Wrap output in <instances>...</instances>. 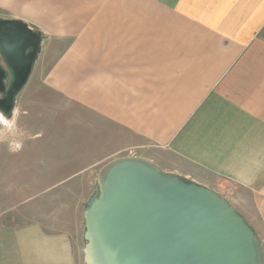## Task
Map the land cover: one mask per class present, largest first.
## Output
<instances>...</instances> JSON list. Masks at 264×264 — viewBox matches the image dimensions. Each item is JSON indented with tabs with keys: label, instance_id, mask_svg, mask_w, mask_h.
<instances>
[{
	"label": "crops",
	"instance_id": "1",
	"mask_svg": "<svg viewBox=\"0 0 264 264\" xmlns=\"http://www.w3.org/2000/svg\"><path fill=\"white\" fill-rule=\"evenodd\" d=\"M0 12L58 48L37 83L69 119L57 147L83 164L50 189L89 195L99 165L145 157L226 198L264 245V0H0ZM83 233L82 215L0 219V264H84Z\"/></svg>",
	"mask_w": 264,
	"mask_h": 264
},
{
	"label": "water",
	"instance_id": "2",
	"mask_svg": "<svg viewBox=\"0 0 264 264\" xmlns=\"http://www.w3.org/2000/svg\"><path fill=\"white\" fill-rule=\"evenodd\" d=\"M44 37L0 20V115L11 118ZM84 264H264V245L230 202L141 156L104 164L82 212Z\"/></svg>",
	"mask_w": 264,
	"mask_h": 264
},
{
	"label": "rangeland",
	"instance_id": "3",
	"mask_svg": "<svg viewBox=\"0 0 264 264\" xmlns=\"http://www.w3.org/2000/svg\"><path fill=\"white\" fill-rule=\"evenodd\" d=\"M8 17L0 12V20ZM43 42L33 78L19 93L12 117L0 115V219L11 225L36 220L80 221L96 187L89 195L69 197H60L50 189L83 162L69 149L57 147L58 141L69 139L60 137L65 132L59 128L67 126L69 119L37 83L58 53L52 41L44 38ZM53 156L58 163L53 161L49 167L35 162Z\"/></svg>",
	"mask_w": 264,
	"mask_h": 264
}]
</instances>
